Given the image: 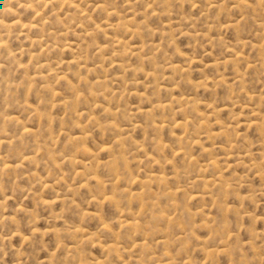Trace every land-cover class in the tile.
<instances>
[{"label":"rangeland","instance_id":"obj_1","mask_svg":"<svg viewBox=\"0 0 264 264\" xmlns=\"http://www.w3.org/2000/svg\"><path fill=\"white\" fill-rule=\"evenodd\" d=\"M4 1L0 0V21L21 19L28 25L37 18L32 10L23 9L19 0L10 2L16 12L6 15L1 8ZM71 1L77 8L65 6L60 11L58 7L57 12L49 6L40 9L48 21L44 32L23 31L18 26L8 36L0 28L12 52L9 56L0 50V157L14 165L20 164L23 155L38 160L25 162L7 174L0 172V264H158L166 261L165 251L175 257L173 264H264V0H242L249 4L243 8L231 0ZM81 10L89 17L81 20ZM113 11L115 14L109 16ZM68 14L74 15L73 19H64ZM129 20L138 35L114 27ZM66 27L67 34L62 30ZM87 29L91 35L83 38ZM38 34L49 46L73 44L68 50L50 47L42 53L41 46L31 42ZM116 34L131 46L145 44L144 50L122 60L113 58L109 36ZM101 46L107 50L101 53ZM80 48L85 50L82 54L88 68L97 67L95 71L58 65L72 60ZM28 49L34 53L33 59ZM42 64L47 66L40 68ZM172 64L184 71L173 72ZM41 71L66 74L68 81L51 79L50 87L40 80L28 85L26 77ZM99 75L107 79L102 88L91 85ZM100 90L108 92L107 100L92 94ZM184 97L192 98L197 110H190L191 104L185 113L180 112L177 98ZM95 102L106 104L113 114H106ZM159 103L169 106L159 110ZM26 104L38 112L25 110ZM138 108L151 110V114L140 113ZM79 113H83L81 122L88 130L84 141L94 152L95 161H116L117 190L109 187V167L97 166L93 157L77 154V145L67 138L68 133H78L75 124ZM89 115L97 120H89ZM154 121H163L165 126L155 130ZM175 121L185 126H175ZM198 121H204L215 133L228 129L229 136L210 138L204 128H198ZM24 126L33 133L25 134ZM182 136L185 139L180 142ZM51 137L55 144L38 147L37 143L45 145ZM118 138L125 141L123 154L116 146ZM158 141L165 145L163 150L156 148ZM180 145L187 147L192 162L174 152ZM146 154L166 160L165 164L157 167L147 161ZM71 155L77 156L75 165L62 160ZM53 156L60 158L61 168L53 164ZM211 160H217L221 172L206 169ZM76 170L95 171L106 184L102 190L110 191L106 194L118 192L119 206L108 200L93 202L98 185L91 181L90 188L82 186ZM151 171L164 173L167 183L153 180L146 189L130 180L131 175L146 179ZM221 173L228 182V193L223 194L218 184L207 187L194 182L199 175L217 179ZM61 177L62 182L53 188L42 184H53ZM64 183L72 185L73 191ZM124 188L149 190L145 200L158 204L148 205L139 215V202L119 195ZM168 188L179 189L174 200L163 193ZM190 193L203 194L205 199H193ZM58 194L63 202L56 201ZM45 201L54 204L48 206ZM121 210L138 216V230L120 225ZM163 213L176 216L175 221L162 220ZM207 218L210 223L201 226ZM179 223H183L181 228ZM103 225L109 230H103ZM75 226L89 233L85 237L90 239L81 242L67 231ZM184 227L186 231L181 230ZM228 233L229 238H221ZM162 239L168 240L166 245ZM143 242L147 245L141 247ZM223 242L228 245L226 252ZM112 243H118L119 254H108L101 247ZM202 247L215 254L207 257Z\"/></svg>","mask_w":264,"mask_h":264},{"label":"bare ground","instance_id":"obj_2","mask_svg":"<svg viewBox=\"0 0 264 264\" xmlns=\"http://www.w3.org/2000/svg\"><path fill=\"white\" fill-rule=\"evenodd\" d=\"M11 1H13V0H6V2L4 1L3 3H2V5H1V8H2V11L6 14V15H9V16H11L13 13H15L16 12V10L14 9L13 10V7H12V5H11ZM20 2L18 3L20 6H22L23 7V9L24 8H26V9H30V10H32V12H34V13H36L35 14V16H37V18L36 17H34L32 20H30L29 22H27V23H29L28 25H26L21 19L19 20H17V21H15V20H13V22H11V23H8V22H3V21H0V28L2 27L3 28V30L5 31L4 33H6V34H8V36L10 35V33H11V31H12V29L13 28H17L18 26L19 27H21V29L23 30V31H30V29H34V30H41V32H44V29H45V27L47 26V16H44L43 14L44 13H42L41 14V11H40V9L44 6V7H47V6H49V7H51L53 10L55 9V11L57 12L58 10H56L58 7H65V6H67V7H75V8H77V5L75 4V1H71V0H19ZM231 1H233V3H236V5H238V6H240V7H244V6H248L249 4H247V3H245L244 1H242V0H231ZM154 2H155V0H154ZM77 3V2H76ZM98 7H100V8H104V6L103 5H98ZM150 7V6H149ZM20 8V7H19ZM59 8V9H60ZM43 9V8H42ZM69 9V8H68ZM1 10V9H0ZM61 10H63L62 8L60 9V11ZM74 10H76V9H74ZM252 10V9H251ZM71 11V10H70ZM69 11V12H70ZM82 11V12H81ZM81 11H79V12H81V14H80V18H81V20L82 19H86V18H88L89 16H88V14H86V12L84 11V10H81ZM154 11V10H153ZM77 12V11H76ZM107 12H108V10H107ZM106 12V13H107ZM3 14V13H2ZM67 14V13H66ZM110 14L112 15V14H115V11H113V12H109L108 13V15L110 16ZM119 14V13H118ZM16 15V14H15ZM76 15V14H75ZM108 16V17H109ZM138 16V15H137ZM72 17H74V15H70V14H68V16L67 17H64V19L65 18H67V19H69V18H72ZM126 17V16H125ZM153 18V17H152ZM73 19V18H72ZM74 19H76V18H74ZM142 19V18H141ZM4 20H5V18H4ZM81 20H79V22H81ZM7 21V20H6ZM62 21V20H61ZM64 22H65V20H64ZM69 22H70V20H69ZM68 22V23H69ZM70 23H72V22H70ZM63 24V23H62ZM140 26H141V24H140ZM114 27L116 28V30H122L124 33H126V34H128V35H138L139 34V31H138V29H135L134 28V25H133V21H131V20H129V21H124V22H118L117 24H114ZM1 28V29H2ZM70 28V27H69ZM73 28V27H72ZM143 28V27H142ZM62 30H64L65 32H66V34L68 33L67 31H68V28L66 27V28H63ZM2 30H0V50H5V51H7L8 52V55L9 56H12L11 54H12V52H11V50H8V46H7V44H6V42L4 41L5 40V38H4V36H3V34H2V32H1ZM70 32V31H69ZM28 35H29V33L28 32H26ZM26 33H23V34H26ZM52 34H53V32H52ZM52 34L51 33H48V36H52ZM122 34V33H121ZM5 35V34H4ZM27 35V36H28ZM81 35V34H80ZM91 35V31H89L88 29L87 30H84V34L82 35L83 36V38L85 37V38H87V37H89ZM30 36V35H29ZM42 35L40 34H38L37 35V37L35 36V37H31V42H35L36 44H38V45H40L41 46V50H40V52H45L46 53V51L48 50V49H50V47L51 48H53V49H57L58 51L60 50V48L62 49V50H68V49H70L71 48V46H72V44L73 43H71V44H68V43H66V44H63V45H57V44H55V43H53L52 45H46V43H44L43 41H45V39H43V41H42V38H40ZM46 36V35H45ZM79 36V35H78ZM122 36V35H121ZM79 37H81V36H79ZM48 39V38H47ZM109 39H111V41H112V43H113V46H112V44H111V46H112V48H111V53L110 54H112V57L113 58H120L121 60L122 59H124L125 57H127L128 55H133V54H135V53H137V51H142V50H144V48H145V44H143V45H141V46H131L123 37H120V36H118L117 34L116 35H114V36H109ZM28 40L30 41V39L28 38ZM81 40H83V39H81ZM33 44V43H32ZM31 44V46H33ZM35 44V45H36ZM30 46V47H31ZM37 46V45H36ZM61 46V47H60ZM80 47V46H79ZM78 47V48H79ZM148 48H150V47H148ZM81 49V48H80ZM101 53L103 52V51H105V50H107V48L105 47V46H101V47H99V49H98ZM260 50V49H259ZM85 51V50H84ZM84 51H82V49H81V51H79V53H77V56H75L72 60H69V61H67V62H59L58 63V65L59 64H64L68 69H70V68H74V67H78V68H81V67H84L85 69H87V71L88 72H91V71H95V69H97V67L95 68V69H92V68H88V64H87V61L86 60H84V58H86L82 53L84 52ZM148 51V50H147ZM22 52V51H21ZM24 52V51H23ZM48 52V51H47ZM28 53H29V55H30V58L31 59H33L34 58V53L31 51V50H29L28 49ZM146 54H148V53H146ZM238 57V56H237ZM5 58V57H4ZM113 62H114V60H113ZM120 62H118V64H119ZM36 64V63H35ZM120 65V64H119ZM22 66V65H21ZM45 66H47V65H45V64H42V65H40V68H44ZM93 66H95V65H93ZM0 67H1V62H0ZM100 68L101 69H103L104 67H103V65H101L100 66ZM170 68L172 69V71L173 72H178V71H184V69H183V67H180V66H177V65H171L170 66ZM55 69H57V68H55ZM49 70L50 71H53L54 69H51V68H49ZM1 73V72H0ZM27 83H28V85H29V83H31L32 81H36V80H40V81H42L43 83H46V85H47V87H50V85L51 84H49V83H51V79H54V80H57V81H59V80H64V81H68V77H67V75L65 74V75H60V74H58V73H49L48 75L47 74H45V73H43L42 71L41 72H39V74H35V75H28L27 77ZM88 79V78H87ZM106 81H107V79L104 77V76H102V75H99V76H96L95 78H94V80L92 81V86H94V87H100V88H102V87H104L105 85H106ZM63 82V81H62ZM162 89V88H161ZM55 90H53V92H54ZM54 94H56L55 92H54ZM96 98H99V99H101V100H107V98H108V92H106V91H103V90H100L99 92H93L92 93ZM77 95V94H76ZM81 99V98H80ZM99 99H98V101H99ZM97 100V99H96ZM100 100V101H101ZM154 102V101H153ZM176 102V101H175ZM177 102H178V108H179V111L180 112H186L187 110H189V105H191V109L190 110H192V111H194V110H197V108L195 107V101L192 99V98H189V97H184V98H177ZM67 102H65V104H66ZM98 103L97 102H95V106H99V107H101V109L106 113V114H113V111L109 108V107H107V106H105L104 104L103 105H101V104H99V105H97ZM24 106V105H23ZM168 106L169 105H167V104H162V103H159V104H157L156 105V108L157 109H159V110H165L166 108H168ZM145 107V106H144ZM25 110H28V111H30V112H38L37 111V109H35V108H31L29 105H25L24 107H23ZM98 108V107H97ZM147 109V108H146ZM137 111L138 112H140V113H143V114H146V115H149V114H151V110H143V109H141V108H138L137 109ZM76 112L78 113V111L76 110ZM121 112V111H120ZM214 112H216V111H214ZM83 115V113H79V115H78V117L80 118L77 122H76V124H75V126L76 127H78V133L77 134H71V133H68V135H67V138L69 139V141L72 143V144H74V145H77V149H76V152H78L77 154H80V153H82L81 155L83 156V155H85V156H87V157H93V161H95V154H94V152L92 151V149H90L86 144H85V138H86V136H87V129H86V126L85 125H83L82 124V122H81V116ZM89 117V120H92V121H95V120H97V118L96 117H94V116H92V115H89L88 116ZM201 119H204V117L202 116L201 117ZM9 120H11V119H9ZM147 122V121H146ZM191 122V121H190ZM166 123H168V122H166ZM198 128L199 129H201V128H204L205 129V131H206V133L209 135V137L211 138V137H215V136H218L219 134H223L224 136L226 135L227 137L229 136V133H227L229 130L228 129H226V130H224V131H222L221 133H215V132H212L211 131V129L207 126V124H205L204 123V121H201V122H199L198 121ZM174 124H175V126H179V127H184L185 125H184V123L183 122H180V121H175L174 122ZM188 124H190V123H188ZM147 125V124H146ZM152 125V124H151ZM150 125V126H151ZM149 126V123H148V125H147V127ZM165 126V124H164V122L163 121H161V122H156V121H154L153 122V127L155 128V130H157V129H160V128H162V127H164ZM138 128H140V127H138ZM63 129V128H62ZM23 132L25 133V134H32L33 133V131L31 130V129H29V127L27 128L26 126H24L23 127ZM67 133V132H66ZM181 134V133H180ZM225 136V137H226ZM238 136H239V134H238ZM6 137V136H5ZM87 139V138H86ZM184 139L185 138H183V136L182 137H180L179 138V140H180V142H182V141H184ZM11 142H13V141H11ZM43 143V142H42ZM56 143V140H55V138L54 137H51L50 138V140H49V142L48 141H45V145H42L41 144V142L40 143H37V145H38V147L39 148H42V147H45L46 145H49V144H55ZM0 144H2V141L0 140ZM124 144H125V141H124V139H122V138H118L117 140H116V146H118L119 147V149L121 150V153L123 154V147H124ZM155 144V143H154ZM139 148L141 147L140 145H137ZM164 147H165V145L161 142V141H158L157 143H156V148L158 149V150H163L164 149ZM231 147H233V145L231 146ZM155 148V147H154ZM186 148L187 147H184V146H179L178 148H176L175 149V153L176 154H182L183 156H184V158H189V160L192 162L193 161V158H192V155L190 154V153H188V151L186 150ZM203 148V150H205L206 152L207 151H209L210 149L209 148H206V147H202ZM156 149V150H157ZM76 154V155H77ZM76 155H71L70 157H68V158H66V157H63L62 158V160H64V161H66V162H68V163H71V164H73V165H75L77 162H78V160H77V156ZM227 155L228 156H231L230 155V153H227ZM80 156V155H79ZM146 157H147V161L148 162H151V163H153V164H155V165H157V167L159 166V167H162L163 166V164H165L164 162L166 161V160H162L160 157L159 158H156V157H154V156H150L149 154H146ZM118 158V157H117ZM59 159L60 158H56V156H53V164L56 166V167H60L59 165H58V162H59ZM121 160H123V159H121ZM25 162H28V163H30V164H33L34 162H38V160H37V158L36 157H34V156H26V155H23V157H22V159L20 160V164L19 163H17V164H11V162L10 161H6L5 159H3V158H1L0 157V172L2 173V174H7V173H9V172H11V171H16L18 168H20L22 165H24V163ZM96 163V165L97 166H107V167H109V170L111 171V173H112V179H111V182H110V180H109V187H111V189L112 190H117V182H115V180L114 179H119V173H118V169H117V165H116V161L113 159V160H108V161H105V162H98V161H95ZM79 163H81V164H83V165H85L84 164V162L83 161H79ZM251 165H252V163H250ZM126 166H127V164H126ZM253 166V165H252ZM119 167V166H118ZM206 169H207V167H210V168H212L214 171H216V173H218V172H221V169L219 168V166H218V164H217V160H211L206 166ZM250 167V166H249ZM61 168V167H60ZM152 168V167H151ZM256 168V167H255ZM254 168V169H255ZM149 170V169H148ZM152 170V169H151ZM157 171V170H156ZM75 173H76V175L77 176H80V177H82L81 178V185L82 186H85L86 188L87 187H89L90 188V183H91V181L92 182H95V184H97L98 185V187H99V190L98 191H96V193L92 196V201L93 202H95V203H100L101 201H104V200H108V201H110V204L111 203H114L115 205H117V206H119V204H120V202L118 201V199H117V196H118V192H115V193H112V195H108V194H106V193H109V192H104L103 190H102V188H104V187H106V184L97 176V174H96V172L95 171H91V172H86V171H84V170H82V171H78V170H76L75 171ZM175 173L178 175L179 174V171H175ZM224 176L222 175V173L221 174H218V177H216L217 179H208L207 177H205V175L203 174V175H199V177L194 181V182H198V183H200V185L201 184H203L204 186H212L213 184H218L219 186V188L222 190V193L223 194H225V192H227L228 191V187H226L227 186V184H228V182H227V180H225L224 178H223ZM63 178L64 177H61V178H59L58 179V181L57 182H55V183H53V184H48L47 182H42V184L44 185V186H50L51 188H53V187H55V184H60V182H62V180H63ZM130 180H131V182L132 183H134L135 185H136V183H137V185L139 184V185H141V187L142 188H144V187H146V189L148 188V187H150L151 186V182L154 180V181H156V182H160V183H162V181H164V182H166L167 181V177H166V175L164 174V173H155V172H153V171H151L150 173H148L147 175H146V179H145V176H144V179H142V178H139V177H136V176H134V175H131V178H130ZM117 181V180H116ZM155 183V182H154ZM167 183V182H166ZM64 184H66V183H64ZM163 185V184H162ZM166 185H168V184H164L163 186H166ZM66 186L68 187V189H71V191H73V189H72V185H70V184H66ZM214 186H216V185H213V187ZM133 187V186H132ZM161 187V186H160ZM167 187H169V186H167ZM229 187H230V185H229ZM76 188V187H75ZM97 188V187H96ZM158 188H159V183H158ZM205 189H206V187H204ZM203 188V189H204ZM121 189V188H120ZM150 189V188H149ZM163 189V188H162ZM164 189H166V188H164ZM169 189V188H168ZM202 189V190H203ZM75 190L76 189H74V192H75ZM167 190V189H166ZM166 190H164V191H166ZM206 190H209V189H206ZM205 190V191H206ZM214 190V189H213ZM107 191V190H106ZM149 191V190H148ZM147 191V192H148ZM151 191H152V189H151ZM204 190H203V192L204 193H209L210 191H206L205 192ZM147 192L144 190V189H142L141 191H136V190H134L133 191V189H129V188H124V189H122L121 190V192H120V196L121 195H124V196H127V197H129L131 200H136V201H138L139 202V204H140V206H141V209H140V211H139V215L141 214L142 215V213H144V210H145V208H147V206L149 205V207L150 206H152V207H154V206H156L157 204H158V202H147L146 200H145V198H144V196L147 194ZM178 192H179V189L177 188L176 190H172V189H169L168 191H166V192H163L167 197H168V200H169V198L171 199V200H174V198L176 197V195L178 194ZM199 192V191H198ZM197 192V193H198ZM201 192V191H200ZM72 193V192H71ZM228 193V192H227ZM73 194V193H72ZM214 194V193H213ZM212 196H215V194L214 195H212ZM190 197L191 198H193V199H205V195H203V194H194V193H190ZM209 198H210V200H211V198L212 197H210L209 196ZM56 201H64V199L63 198H61L60 197V195L58 194L57 195V198H56ZM202 202H205V200L203 201V200H201ZM212 201H214V200H212ZM46 202V204L48 205V206H52L53 204H54V202L52 201H45ZM216 202V201H215ZM108 203V202H107ZM173 207H174V210L176 211L177 209H179V207H178V205L175 203V202H172V204H171ZM0 206H1V203H0ZM173 207H172V209H173ZM127 208V207H126ZM204 211H205V209H203ZM203 210H199L198 212L199 213H203L204 211ZM165 211H167V210H165ZM170 211V212H169ZM178 211V210H177ZM168 212L169 213H172L171 212V209L170 210H168ZM187 212V211H186ZM189 214V213H188ZM144 215V214H143ZM171 215V214H170ZM170 215H166L165 213H163L162 214V220H164V221H166V222H168V223H173L174 221H175V219H176V216H170ZM122 218H121V220H120V225L122 226V227H125V228H128V229H131V230H138V225H137V218H138V216H136L135 214H132L130 211H127V210H121V215H120ZM191 216V215H190ZM57 217H59V215H57ZM209 217V216H208ZM157 218V217H156ZM152 219V218H151ZM178 219V218H177ZM209 219H210V217H209ZM208 218H207V220H205V222L204 223H202L201 224V226H206L207 227V222L208 223H210V220H209ZM10 220L13 222V223H16V220L14 219V218H10ZM156 219H154V221H155ZM183 224V223H182ZM181 223H179V225H180V228H181V225H182ZM185 224V223H184ZM156 225V224H155ZM185 228V227H184ZM17 230V232L19 231L18 229H16ZM103 230H105V231H108L109 230V228H108V226L107 225H103ZM181 230H185L186 231V228L185 229H181ZM67 231H69V232H71V233H73L76 237H80V239H81V242H84V240H85V236L87 235V234H89V233H85L84 232V230L80 227V226H75V227H67ZM184 231V232H185ZM34 232H36L35 230H34ZM183 232V231H182ZM21 235V237L23 238V239H25V236L23 235V234H20ZM228 235H229V233L227 234V235H225V236H222L221 238H224V237H228ZM88 237V236H87ZM226 237V238H227ZM93 238V237H92ZM229 238V237H228ZM88 239H90V238H86V240H88ZM181 239H182V237H181ZM93 241V240H92ZM167 241L168 240H164V239H162L161 240V242H162V244H164V245H166L167 244ZM184 241V240H183ZM120 242V241H119ZM225 242H227V240H225ZM224 243V242H223ZM228 243V242H227ZM147 245V243L146 242H143V243H141L140 244V246L141 247H144V246H146ZM183 246V245H182ZM228 247V245L226 244V243H224V244H222V247H223V251L224 252H226L227 251V247ZM101 247H102V249L104 250V251H106L108 254H111V252H114V253H118L119 251H120V248H119V245H118V243H112V244H109V245H101ZM148 247V246H147ZM145 249V248H144ZM184 249V248H183ZM185 250V249H184ZM186 250H187V248H186ZM201 250L206 254V256L208 257V256H213L214 254H215V252H213V251H210V250H208V249H206V247H202L201 248ZM119 254V253H118ZM165 256H166V261H158V264H173L174 263V260H175V257H173L171 254H170V252L169 251H165ZM187 258H188V256H186ZM184 259V258H183ZM163 260V259H162ZM186 261V260H185ZM190 263H192V262H190ZM94 264H102V262H99V261H95L94 262ZM188 264V263H187Z\"/></svg>","mask_w":264,"mask_h":264}]
</instances>
